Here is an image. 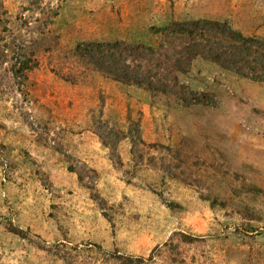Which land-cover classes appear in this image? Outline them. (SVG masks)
Here are the masks:
<instances>
[{
  "label": "rangeland",
  "instance_id": "374dc122",
  "mask_svg": "<svg viewBox=\"0 0 264 264\" xmlns=\"http://www.w3.org/2000/svg\"><path fill=\"white\" fill-rule=\"evenodd\" d=\"M0 1L11 38L31 44L37 62L25 86L10 72L12 51L0 64V264H117L113 254L147 258L156 246L149 264H264V84L197 59L180 80L216 105L185 109L73 54L86 41L154 44L149 28L172 20H227L264 38V0ZM128 113L141 121L144 156L121 141L119 169L93 121L125 130ZM66 155L97 172L104 209ZM177 233L203 241L180 244L173 261L162 245Z\"/></svg>",
  "mask_w": 264,
  "mask_h": 264
},
{
  "label": "trees",
  "instance_id": "16d2710c",
  "mask_svg": "<svg viewBox=\"0 0 264 264\" xmlns=\"http://www.w3.org/2000/svg\"><path fill=\"white\" fill-rule=\"evenodd\" d=\"M167 1L172 4V0ZM38 2V0H30V4L36 9H39ZM54 15H57L56 12L52 13L53 17ZM5 16L6 12L0 1V64L7 61L9 52L12 51L14 62L10 66V72L14 79H20L21 86H25L29 73L37 67L36 50L31 44H28L26 49L27 44L15 43L11 38V29ZM52 18L47 21H51ZM148 31L156 38L154 44L127 43L122 40L86 41L78 43L73 54L81 63L105 78L125 86L142 89L152 98L158 95L171 97L185 109L216 105L212 94L195 91L180 80L181 76L191 71L193 62L197 59L210 62L237 77L264 84V38L244 35L234 29L227 20L206 18L172 20L164 26H151ZM23 90L25 91L24 87L20 88V93L25 96ZM127 121L125 130L111 127L100 119L93 121L95 135L101 146L108 151V157L113 165L119 169L123 166L118 154V145L121 141H129L133 159L142 161L144 156L145 141L142 136L141 121L132 119L129 113ZM150 146L170 151L169 148L161 145ZM66 158L68 170L76 174L78 184L84 187L90 198L104 209L106 202L96 189L97 172L85 164L75 167L72 157L66 155ZM103 216L110 219L105 212ZM7 229L20 238L25 237L22 236L20 229L11 224ZM175 235L176 242L171 240L170 244L162 245L164 248L170 247L167 253L169 257H173L171 258L173 261H176V252L180 244L192 245L203 241L202 238L185 233ZM159 249L160 247L156 246L147 258L118 254H113L112 257L117 264H149L155 255H160ZM64 264L68 263L64 262ZM239 264L259 263L249 258Z\"/></svg>",
  "mask_w": 264,
  "mask_h": 264
}]
</instances>
